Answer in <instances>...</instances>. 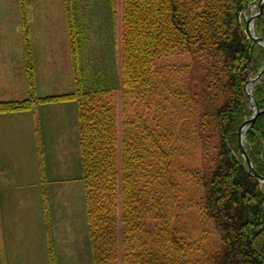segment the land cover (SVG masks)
I'll return each instance as SVG.
<instances>
[{
	"label": "trees",
	"instance_id": "1",
	"mask_svg": "<svg viewBox=\"0 0 264 264\" xmlns=\"http://www.w3.org/2000/svg\"><path fill=\"white\" fill-rule=\"evenodd\" d=\"M19 1L33 88V48L25 0ZM102 2L115 54L94 53L93 45L85 54L82 7L64 0L73 89L0 101V114L77 106L93 264H116L118 240L122 264H264V184L249 174L238 134L252 116L246 85L264 69V48L246 31V14L257 11L259 0ZM254 33L264 38V8ZM170 55L196 57L204 73L189 80L190 64H163ZM118 65L119 86L109 76ZM120 86L140 108L122 123L121 169L114 103ZM250 92L261 114L246 149L264 179V81Z\"/></svg>",
	"mask_w": 264,
	"mask_h": 264
},
{
	"label": "rangeland",
	"instance_id": "2",
	"mask_svg": "<svg viewBox=\"0 0 264 264\" xmlns=\"http://www.w3.org/2000/svg\"><path fill=\"white\" fill-rule=\"evenodd\" d=\"M76 1L77 7L79 4L82 7L77 17L86 27V34L80 39L87 46L85 54H93L92 45L96 46L94 53L97 49L98 54L100 51L110 56L115 54L114 31L103 17L106 8L102 0ZM25 5L35 85L29 86L26 70L20 1L0 0V101H24L33 96L44 97L49 91L63 94L73 89L62 81L69 67L73 70L64 0H25ZM254 9L247 12L246 19L255 14ZM117 26L116 53L121 62L119 19ZM48 59L58 67L54 70L58 75L54 80L61 79L58 88H49L43 71ZM161 61L171 67L190 64L189 80L194 77L197 80L198 74L204 73L203 63L191 55H170ZM112 70L109 76L119 86L120 65L117 73L115 66ZM114 103L121 169L122 123L134 117L140 108L123 94L121 86ZM67 108L66 113H51L48 118L38 108L34 124L32 113L0 114V264H52V249L55 264H93L85 189L80 180L83 168L78 116L74 113L77 106L69 104ZM120 248L118 240L116 264H122Z\"/></svg>",
	"mask_w": 264,
	"mask_h": 264
},
{
	"label": "water",
	"instance_id": "3",
	"mask_svg": "<svg viewBox=\"0 0 264 264\" xmlns=\"http://www.w3.org/2000/svg\"><path fill=\"white\" fill-rule=\"evenodd\" d=\"M263 8H264V0H259V2L257 3V13L255 15L251 16L246 21V31H247L249 37L254 41V43L259 44L260 46H262L264 48V38H258L254 33V28H255L256 22L260 19L262 12H263ZM263 77H264V69L258 74V76L256 78L249 80L247 85H246L245 89L248 92L249 101L251 103L250 110H251L252 116L250 119H248L247 121H245L243 123V125L241 126L239 133H238L239 134L240 152H241L244 160L246 161V164H247L248 169H249V174L254 179H256L258 182H260L262 184H264V179L262 177H260V175L254 169L251 158H250L248 151L246 149V138H247L248 131L254 126L258 116L261 114V112L258 109L257 104L254 101L253 96L249 92V89L252 86H254L256 83L264 81Z\"/></svg>",
	"mask_w": 264,
	"mask_h": 264
},
{
	"label": "crops",
	"instance_id": "4",
	"mask_svg": "<svg viewBox=\"0 0 264 264\" xmlns=\"http://www.w3.org/2000/svg\"><path fill=\"white\" fill-rule=\"evenodd\" d=\"M67 68L68 66H64L63 68ZM58 68L55 64V62L51 61L50 59H48V62L47 64H45V66L43 67V71L45 73V76H46V79L49 83V88H58V86L61 85V79L57 81L54 80V77L55 78H58V75L54 72V70ZM62 68V69H63ZM69 71L68 73L65 75V78L63 81V84H66L67 86H69L71 88V86L73 87V71L74 69L72 70V67L70 68L69 67ZM38 79V77H37ZM36 79V81H37ZM56 90H59V89H56ZM51 93H48V95H45V96H50V95H54V94H62V92H59V91H49ZM70 92V91H68ZM69 105V104H68ZM68 105H48V106H44V107H40L39 109H42V114L43 116H46L48 118V115L51 114V113H55V112H67V107ZM38 109V108H37ZM37 109L33 110V111H28V112H22L23 115L21 116H25V115H30L29 113H32L33 115V124L35 122V119H34V115L37 113L36 111H38ZM76 112L75 115H77V110H75ZM20 114V113H19ZM17 114V115H19ZM14 115V114H13ZM54 255H55V252H54ZM56 261V259H55ZM55 261H54V264H55Z\"/></svg>",
	"mask_w": 264,
	"mask_h": 264
}]
</instances>
